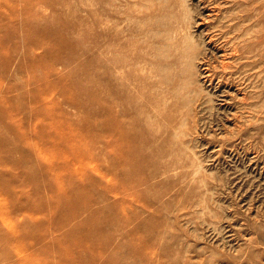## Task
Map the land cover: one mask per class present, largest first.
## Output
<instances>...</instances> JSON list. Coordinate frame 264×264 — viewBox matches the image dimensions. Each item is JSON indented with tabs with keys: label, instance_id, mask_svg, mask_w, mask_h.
<instances>
[{
	"label": "rangeland",
	"instance_id": "374dc122",
	"mask_svg": "<svg viewBox=\"0 0 264 264\" xmlns=\"http://www.w3.org/2000/svg\"><path fill=\"white\" fill-rule=\"evenodd\" d=\"M234 5L0 0V217H11L12 225L26 218L19 205L38 203L29 172L50 180L63 164L84 166L86 190L102 196L92 207L114 200L109 163L118 143L108 126L114 112L129 135L128 150L145 162L130 173L146 179L123 200L133 220L108 227L112 241L102 254L98 243L86 251L88 263L264 264V65L219 31ZM40 16L58 41H41L33 31ZM175 32L201 57L183 77L196 95L188 106L177 97L160 103L166 43ZM52 119L72 121L82 136L72 142L78 153L57 151ZM37 220L43 225L31 244L18 226L25 252L35 255L65 230L52 215ZM61 240L38 256L42 264L59 263L67 245ZM8 251L0 245V264H10Z\"/></svg>",
	"mask_w": 264,
	"mask_h": 264
},
{
	"label": "bare ground",
	"instance_id": "6f19581e",
	"mask_svg": "<svg viewBox=\"0 0 264 264\" xmlns=\"http://www.w3.org/2000/svg\"><path fill=\"white\" fill-rule=\"evenodd\" d=\"M232 1L236 5V11L226 13V17H222L225 19L226 25H222L219 31L225 35H234L238 43L241 44L239 52L245 55L254 54L253 56L257 57L264 65V0ZM33 31L40 35L41 41H58L57 32L47 26L43 16H40L34 25ZM177 35L175 32L171 42L166 43L168 54L165 62H168L169 71L168 76L163 79L161 84L165 90H160V103H168L169 100L172 101L173 97H177L184 106H188L195 101L196 95L191 90V86L183 80V77L186 73V66H193V62L201 57H198V51L188 42L190 40L181 39ZM169 87L173 89L167 95ZM111 117L108 126H114L112 137L118 143V149L112 153L109 163L111 170V189L109 191L115 199L107 204L103 203L100 207H92V203L95 200L101 201L102 196L96 198L94 193L86 190L84 166L77 168L63 164L61 167L63 172L56 174L53 179L48 178L50 180L41 179L29 172V180L37 182L38 203L31 204L30 201H26L19 205L21 209H25L27 217L17 224L12 225L11 217H0V245L3 244L8 248L9 251L4 255L10 264H42V259L38 256H47L51 249H55L61 244L62 238V244L67 243V245L61 248L60 253L58 252L60 257L58 264H89V257L85 256L86 251L88 252L94 244L98 243L97 245L100 246L98 252L102 254V251L112 241L113 236L108 227H122L133 220L128 213L132 209L123 200L131 187L143 183L146 178L132 176L129 168L132 165L133 171L140 173L145 167V162L135 158L136 150L133 149L132 153L128 150L129 141L126 142V135H129L123 129V123L116 118L114 112ZM51 121L54 122L52 127L56 130V134H50L49 138L59 140L57 151L59 153L68 151L78 153L80 146H75L72 142L81 141L80 137L82 136L72 129V121L55 119ZM44 128L46 127L42 129ZM39 148L43 154H46L45 145ZM33 151L40 154L39 149ZM93 156L94 153L89 151L88 157L92 158ZM120 196L122 200L117 199ZM38 215L43 219L49 215L54 216V226L65 227V230L57 239H52V242L47 241L41 248V252L35 255L29 251L25 252L22 245L24 237L30 244L33 243L30 240L34 239V234L42 228V221L37 220ZM18 226L26 230L23 233L24 237L20 234ZM7 227L9 230H6ZM41 236L45 237L44 234ZM54 244L55 246L52 247ZM104 264L108 263L104 261Z\"/></svg>",
	"mask_w": 264,
	"mask_h": 264
}]
</instances>
